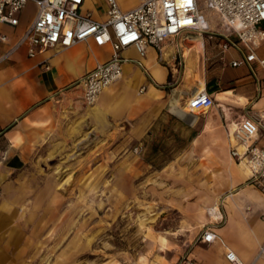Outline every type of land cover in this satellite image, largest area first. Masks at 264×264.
I'll use <instances>...</instances> for the list:
<instances>
[{
  "label": "rangeland",
  "instance_id": "374dc122",
  "mask_svg": "<svg viewBox=\"0 0 264 264\" xmlns=\"http://www.w3.org/2000/svg\"><path fill=\"white\" fill-rule=\"evenodd\" d=\"M107 6L92 0L89 10L105 18ZM199 8L207 16L202 0ZM244 73L228 66L224 77ZM89 106L71 94L56 110L59 127H47L24 166L0 168V264H168L191 247L182 211L200 193H218L231 157L229 141L192 147L189 136L222 107L193 110V127H155L139 140L129 124H97Z\"/></svg>",
  "mask_w": 264,
  "mask_h": 264
},
{
  "label": "crops",
  "instance_id": "0c3cea01",
  "mask_svg": "<svg viewBox=\"0 0 264 264\" xmlns=\"http://www.w3.org/2000/svg\"><path fill=\"white\" fill-rule=\"evenodd\" d=\"M119 1L122 0H116ZM91 2L84 1L81 13L89 12L95 19H104L91 13ZM137 3L138 0H129L120 9H131ZM31 5L32 15L24 17L25 9ZM35 12L36 5L28 3L18 15L17 26L0 25L9 38L0 44V58L21 37ZM206 18L217 29V17L209 11ZM159 46L160 50L149 46L144 56H139L133 47L122 51L125 57L139 59L157 85L134 61L124 62L121 77L101 92L86 114L102 127L129 124L133 127V137L141 140L155 127H193L197 115L185 102L205 89L214 99L213 107H222V112L207 116L202 128L189 136V145L199 147L213 142L221 146L229 141V148L238 147L234 138L237 123L245 109L264 108V85L257 84L244 64L240 65L245 70L243 75L224 77L229 61L239 54L234 49L221 50L217 35L212 38L192 35L186 41L166 40ZM263 48L264 41L257 49V55L262 58ZM226 54H229L227 61ZM109 55L108 46L82 42L67 49L47 48L34 57H29L26 46L22 45L0 60V168L18 170L24 166L43 136L47 137V127H59L58 105L71 94L81 92L72 83ZM44 65L48 67L45 69ZM254 68L260 77L264 76L257 63ZM171 81L173 85L161 86ZM164 120L172 123L161 125L160 121ZM228 163L229 171L218 193L210 198L206 191L200 193L197 203L182 211L186 225L194 228L193 241L181 261L167 260L168 264H231L225 258L227 250L233 251L244 264H264V195L249 182V170L244 163L232 157ZM213 204L219 205V209L215 215L211 214L212 218L205 209L214 207ZM221 212L225 217L223 222L218 220ZM205 226L216 234V239L210 243L194 242Z\"/></svg>",
  "mask_w": 264,
  "mask_h": 264
},
{
  "label": "built area",
  "instance_id": "2783aa9c",
  "mask_svg": "<svg viewBox=\"0 0 264 264\" xmlns=\"http://www.w3.org/2000/svg\"><path fill=\"white\" fill-rule=\"evenodd\" d=\"M84 1L0 0V25L12 27L18 25V15L28 3L36 5L30 25L0 60L22 45L26 46L29 57L47 48L67 49L82 42H91L96 47L108 46L109 57L72 83L80 89L82 101L93 105L101 92L121 77L124 62L134 61L151 79L139 59L125 57L123 50L133 47L139 56H144L149 46L160 50L159 45L166 40L186 41L192 35L208 38L217 35L221 50L234 49L239 54L238 58L229 61V65H246L257 84L264 85V76L260 77L254 68L257 63L264 73V58L257 55V49L264 41V0H202L205 8L217 17V29L199 8V0H138L136 6L125 11L116 0H106V16L100 20L89 12L81 13ZM8 39V35L0 30V44ZM47 67L44 65L45 69ZM173 84L171 81L161 86ZM185 103L190 111H207L213 107L214 99L202 89ZM234 135L238 147L230 148V156L246 164L249 182L264 195V108L260 111L245 109ZM218 220H225L222 212ZM216 237L205 226L194 242L210 243ZM225 258L231 264H244L231 250L226 251Z\"/></svg>",
  "mask_w": 264,
  "mask_h": 264
},
{
  "label": "bare ground",
  "instance_id": "6f19581e",
  "mask_svg": "<svg viewBox=\"0 0 264 264\" xmlns=\"http://www.w3.org/2000/svg\"><path fill=\"white\" fill-rule=\"evenodd\" d=\"M96 103V102H95ZM94 103V104H95ZM93 104V105H94ZM196 111H198V110H196ZM199 112H205V110H203V111H199ZM237 127V126H236ZM234 138H235V135H234ZM243 163V162H242ZM245 164V163H244ZM246 165V164H245ZM218 209H219V205H217V207L216 206H214V207H210V208H208V210H210V214H212V215H215V210L216 211H218ZM216 218H217V216H216Z\"/></svg>",
  "mask_w": 264,
  "mask_h": 264
}]
</instances>
